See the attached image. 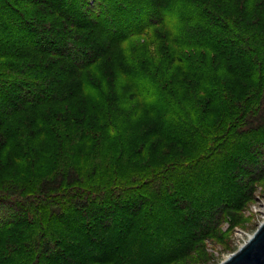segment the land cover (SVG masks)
<instances>
[{
	"label": "trees",
	"instance_id": "trees-1",
	"mask_svg": "<svg viewBox=\"0 0 264 264\" xmlns=\"http://www.w3.org/2000/svg\"><path fill=\"white\" fill-rule=\"evenodd\" d=\"M201 1L0 0V156L9 155V160L25 171L19 180L10 173L0 178V264H180L194 252H201L206 238H219L223 222L231 221L234 226L241 220L238 213L253 198L251 186L264 175V167H258L261 157L257 162L249 157V165L245 159L256 150L264 152V138L253 143L250 135L244 136L248 144L235 155L229 151L228 166L218 171V177L201 184L198 190L186 184L176 193L180 183L173 187L163 181L176 171L209 167L214 150L189 165L177 159L135 182L87 180L79 175L78 162L65 163L69 150L80 158L86 151L83 145L94 147L104 124L112 118L109 103L100 113V103L106 98L93 78L84 76L71 89L61 90L75 75L100 60L106 45L91 44L89 39L97 32L112 47L131 37L148 35L159 25H178L182 32L187 29L186 33L204 29V34L196 37L184 38L181 32L173 44L211 52L215 60H248L238 75L250 80L256 77L254 68H259L261 82L245 88V95H249L246 101L262 95L264 17L261 35L252 39L249 33L230 28V13L220 6L226 0H215L219 8L211 0ZM236 3L232 13L251 15L256 6L264 16V0ZM103 14L107 20L103 21ZM111 15L114 19L109 18ZM195 21L206 28H190ZM125 23L133 25L119 27ZM86 91L94 96V115L53 113L52 106L70 102ZM200 94L209 97L205 91ZM246 115L237 117L226 137L235 135L234 127L241 125ZM193 118L187 115L186 122L192 124ZM111 125L107 137L119 143L122 136ZM188 127L193 130V125ZM164 135L173 134L160 128L147 132L144 146L133 154V163H138L146 146L153 140H164ZM175 143L181 146L183 142L176 137ZM246 172L248 178L242 176ZM161 191L166 194L159 199L156 196ZM160 210L167 212L174 227L167 232L152 229L136 242L144 223ZM149 236L152 243L143 244ZM140 244L147 246L152 256L135 258ZM125 246L133 253L124 254Z\"/></svg>",
	"mask_w": 264,
	"mask_h": 264
},
{
	"label": "rangeland",
	"instance_id": "rangeland-1",
	"mask_svg": "<svg viewBox=\"0 0 264 264\" xmlns=\"http://www.w3.org/2000/svg\"><path fill=\"white\" fill-rule=\"evenodd\" d=\"M180 1L196 3V0ZM201 2L203 1L199 0V3ZM211 2L214 7H218L217 1ZM204 5L208 6L206 2ZM220 6L230 13V16L227 15L230 28L236 27V33H249L252 39L261 35V19L264 16L259 8L255 6L253 13L248 15L236 14V11L232 13V9L238 6L236 0H226L221 2ZM105 17L108 16L103 14V21L107 20ZM110 17L113 18L112 15ZM236 19L237 22H234ZM132 25L125 23L119 27ZM198 27L206 28L196 21L190 26ZM182 30L178 25H159L153 27L148 35L134 36L127 42L112 47L109 40L100 39V36L107 39L105 36L88 31V36L92 34L91 37L94 38L88 37L92 41L91 44L103 43L106 49L95 66L75 75L61 90L71 89L79 84L84 76L93 78L106 98V102L100 103V113H104L105 105L109 103L112 118L109 123L104 124L101 137L94 147L83 145L86 151L80 158L73 156L70 150L66 153V159L69 160L65 163L78 162L77 170L81 177L87 180L103 179V182H135L164 165L169 166L177 159L189 165L214 150V158L209 167L201 165L189 171H176L174 176L163 181V184L173 187L180 183V186L175 187V193L186 184H189L192 190H198L201 184H206V181L212 180L215 175L218 177V171L228 166L226 160L229 151H232L230 155H235V152L248 144L247 142L254 143L264 138V92L262 95H256L251 102L246 101L249 95L244 93L251 83L261 82L260 69L254 68L256 77L243 79L238 73L248 63L246 59L239 60L238 63H231L223 58L215 60V55L211 52L189 45H174L173 41L181 37ZM186 30L182 32L184 38L196 37L205 32L202 29L186 33ZM236 65L241 66L228 70ZM200 80L205 83L199 84ZM202 91L208 93L209 97L201 95ZM93 97L88 91L76 95L70 102L52 106L53 113L63 111L90 117L94 115L91 106L92 103L95 104ZM238 100L240 104L236 103ZM245 113L246 119L233 129L235 135L226 137L233 126L232 123ZM189 114L194 115L192 124L186 122ZM110 124L122 136L119 143H113L107 137L110 134ZM188 125H193V130ZM154 128H160L163 133L170 131L173 135H164V140H153L139 155L138 163H133V154L144 146V135ZM244 136H249V141H245ZM176 137L182 140L181 146L175 143ZM242 140L243 143H240ZM249 157L255 162L261 157L258 167H264V152L256 150L252 156H246L245 162L248 165L251 163L248 162ZM9 159V155L0 156V178L3 179L6 173L12 174L16 180L23 178L21 176L25 173L24 167ZM242 176L248 178L249 174L246 172ZM251 188L253 198L244 204L243 211L238 213L241 220L234 222V226L231 221L223 222L219 228V238H206L202 244L203 250L194 252L190 259L180 264H221L250 240L264 223V175L262 180L253 183ZM157 193L156 197L159 199L164 198L166 194L165 191ZM143 226L145 229L136 235V242L152 229L167 232L174 227L173 224L170 225L165 210L155 211V216ZM160 226L163 228H159ZM152 239L149 236L143 244L150 245ZM149 250L147 246L140 244L135 258L152 256ZM123 251L124 254L133 253L130 246H125Z\"/></svg>",
	"mask_w": 264,
	"mask_h": 264
},
{
	"label": "water",
	"instance_id": "water-1",
	"mask_svg": "<svg viewBox=\"0 0 264 264\" xmlns=\"http://www.w3.org/2000/svg\"><path fill=\"white\" fill-rule=\"evenodd\" d=\"M221 264H264V223L243 247Z\"/></svg>",
	"mask_w": 264,
	"mask_h": 264
}]
</instances>
